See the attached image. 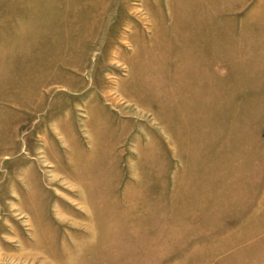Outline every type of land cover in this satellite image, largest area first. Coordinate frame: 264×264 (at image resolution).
I'll use <instances>...</instances> for the list:
<instances>
[{"label": "rangeland", "instance_id": "obj_1", "mask_svg": "<svg viewBox=\"0 0 264 264\" xmlns=\"http://www.w3.org/2000/svg\"><path fill=\"white\" fill-rule=\"evenodd\" d=\"M58 2L46 0L34 41L47 42L38 36L56 25L63 38L48 46H65L56 58L73 69L19 70L18 91L8 90L1 55V102H11L8 90L25 104L31 76L46 96L35 93L28 118L0 108V264H264L247 263L245 241L246 222L264 234V6L249 25L240 20L243 41L259 35L247 53L197 48L209 34L203 21L195 39L178 38L164 21L166 0H62L66 18ZM193 12L204 15L173 13ZM32 57L35 66L55 61ZM53 76L67 86L50 84ZM146 126L172 140L173 162L158 144L157 163H140ZM207 172L204 198L189 193L195 205L181 208L183 190H197Z\"/></svg>", "mask_w": 264, "mask_h": 264}, {"label": "crops", "instance_id": "obj_2", "mask_svg": "<svg viewBox=\"0 0 264 264\" xmlns=\"http://www.w3.org/2000/svg\"><path fill=\"white\" fill-rule=\"evenodd\" d=\"M25 1L26 2L24 3V2H20V0H0V67L3 65V63H2L3 57L1 58V55H3V56H5V61H10V63L6 62V64L9 65L8 69H6V70H9V74H8L9 77L6 78V80H7L6 87H9L8 90H10V87H15L14 90L18 91L17 86H18L19 70H29V71L46 70V71L52 72L53 75H55V73H58L60 76L61 75L60 72H62V71L66 72L67 70L73 69L72 67H67L66 65H62L61 59L59 60L58 58H56V56L60 55L61 53L66 54L65 46L61 47V45H59V47L53 46V48H51V46H48L51 38L58 39L60 37V31L58 32V34H56L57 33L56 32L57 31L56 25L54 26V30H51L49 27V30H47V29L44 30L45 33L43 32L40 36H38V38H40V37L46 38L47 42H45V43L41 42L40 43L39 40L37 42L34 41V38L36 37L35 33L37 31L36 30L37 24H38V28L40 27L39 16H43L44 14L46 15V12L43 11V8H46V5H45L46 0H42L40 2L37 1V4L35 3L36 0H25ZM51 1L54 2L55 0H47L48 4H50ZM58 1H59L58 2L59 3L58 4L59 18L61 16L66 18V11L65 12L63 11V14L60 12V9L62 6V4H61L62 0H58ZM65 1L66 0H63V3L66 5ZM166 1H167L166 4L164 3V5L163 4L161 5V7L164 8V9H161L162 13H164V15L168 14L167 17L165 16L164 21L168 22L169 24H173L171 26L172 28H170V29L173 32L176 31V33L178 34L177 35L178 38L186 36V37H188V39L189 38L195 39L196 35L194 33H191L190 31L193 30V26H195L194 28H196V22L197 21H203V24L209 30V34L202 38L203 41L200 45H197V48L201 47L203 49V47H205V48L209 49L212 47L215 50L220 51V49L222 50L223 48H229L230 46H234L235 50L247 51V53H250V52L252 53V51L254 49L257 50L258 40L256 37H258L259 35H257V34L250 35L249 36L250 37L249 42L243 41L244 31H243V29H241L242 28L241 22L243 24H245V22H247V24L249 25L248 22L251 20L250 18L253 19L254 16L259 13V10L258 9L255 10V7H258V6L263 7L264 6V0H166ZM48 6L49 5H47V7ZM165 6H168V8H169L168 13H166V7ZM183 7H186V8L192 7V8H197V9L202 8L204 15L202 17H199V16H196V12H193L192 15H186V14H179L178 15L177 14L175 16L173 13L175 11V8L178 9V8H183ZM56 11H57V9H56ZM49 13H51V11L48 12V14ZM242 19H244V20L242 21ZM240 20H241V22H240ZM41 22H43V19H41ZM178 22H179V24L177 25ZM255 23L256 22H254V24ZM228 24H231V25H228ZM247 24H246V26L248 27ZM156 30H158V26H156V29L154 31L156 32ZM250 30H252L251 27H250ZM46 31H47V34H50V36L48 38L46 37V35H47ZM157 33H156V37H157ZM144 35L146 36L147 34H144ZM227 37L231 38L232 40L226 39ZM246 37H248V36H246ZM61 38H63V37L61 36L60 39ZM146 38H147V36H146ZM46 39H43V40H46ZM193 41L199 42V41H195V40H193ZM46 48H47V51L45 50ZM211 51L213 52V50H211ZM36 52L40 53L41 56H45V53H48V54H50L51 57L52 56L54 57L55 61L54 62L49 61V64H47V63L44 64L45 61L42 59V57H39L40 63H38L39 65L35 66V62H33L32 56ZM21 55H25L26 59L22 58V61L20 62L19 59H20ZM170 56H171V54H170ZM24 61L27 62L26 64L28 66L26 65L27 67L20 68L19 65L23 64ZM65 61H66V58H65ZM174 61L177 64L179 59L174 57ZM239 62L241 64L242 59ZM72 63L74 64V63H76V61H74ZM65 64H66V62H65ZM185 64L188 65L189 61L185 62ZM44 65H47V66H44ZM173 66H175L174 63H173ZM76 67L77 66L75 64L74 69ZM67 68H71V69H67ZM240 69H243L242 66H240ZM53 72H55V73H53ZM64 74L65 73H63L62 75H64ZM29 78L32 79L30 82L32 84H30V85L25 84L26 89L23 90L24 92L28 93L27 94L28 97L26 99L27 101L25 102V104L23 103L24 101L22 102L23 98L20 99L19 97H17V94H16V97H13L11 94H8L9 93L8 90H5L3 94H5L7 99L10 96L9 98H10L11 102L10 103H8V102L3 103L0 101V108H2V109L5 108L7 110L10 109L12 112H14L16 119H18V115H22L25 118H28V117H31L34 115L33 107H34L35 103H32V102L34 100H36L35 93H39V94H41L40 96H43V97H44V95L46 96V94H45L46 91H44V88H42L45 86V84L41 83V82L35 84L34 78L32 76ZM59 78H61V77L56 76L54 78V76H53V78H51L52 81L50 84L55 83V85H58V87L67 86L66 81L65 82L62 81L64 83H61L58 80ZM2 83L3 82L0 81V86H4ZM21 86H24V85H21ZM47 86H49V85H47ZM30 96H31V99H29ZM48 101H49L48 97H46L45 99L43 98V100H42L44 105H45V103H48ZM226 102H228V100L221 102V104H224ZM205 113L206 112H203L202 114H205ZM205 115H207V114H205ZM208 119H210V118L208 117ZM135 128H137V127L136 126L133 127L132 129H130V131L131 132H132V130L134 131ZM146 128H147L146 132L148 131V133H147L148 143L146 145H142L143 150L141 149V151H139L140 163H142L143 166H147L153 162L157 163V161H158V144L160 145V147H162L161 151L167 156V158L169 160H171V157H173V154L171 155L172 152L169 149L170 147H169L167 141L168 140L172 141V140L171 139H165V140L161 139V137H159V135H158V128L157 127L152 128V126L151 127L146 126ZM194 130H195V128H194ZM1 134H2V130L0 129V135ZM129 136H130V134L126 135L125 138L127 139ZM126 139H124V141ZM140 142H141V144H143L145 142L144 138H141ZM171 162H173V160H171ZM203 176L201 178L202 186L198 187L197 190H190L188 187L183 190V196L180 197L179 204L182 205L181 208H183V206L185 205L186 211H188L189 208L192 209V207L195 205V204H189L188 203L189 200L191 199L190 196H187L189 193L190 194L196 193V196H194V198H192L195 200L196 198H198V199H202V197L204 198V194L207 192L206 188L208 186L205 184L211 183V181L209 180L211 174L209 172H207ZM205 176H206V178H208V180L205 179ZM186 182H188V181H186ZM209 187H210V185H209ZM211 187H213V186H211ZM258 189H259L260 195L257 198H259L263 194L261 192L262 191L264 192V186H261V188H258ZM168 193L170 194L171 191H169ZM174 195H175V193H174ZM173 198H174V196L171 198L170 204H172L174 206H171V207H174V208L180 207L181 205L176 206V204L178 202L175 198L174 199ZM191 205H193V206H191ZM252 208L253 207L250 205L246 208L245 211H246L247 215L250 214L251 212H253ZM178 211L179 212L176 213V218H178L177 223L180 222V220H179L180 219V216H179L180 210H178ZM157 214L158 213H156V215ZM177 216H179V217H177ZM234 220L235 219H233V221ZM242 220H243V218H239V219H236V221H234V222H236L239 225H242L243 224ZM251 221H253V220H251ZM246 223H248V224H245L246 228L248 227L247 230H249V232H250V234L248 235V238H245V241H247V245H248V246H246V248L251 250V253L248 255V258L246 260H247V263L258 262L257 259H259V257H261V256H264V253L259 254V252L262 251V248H264V234L260 235L258 233H254L255 228L253 227V225H256V223H249V222H246ZM180 258L181 257L178 256L177 258L172 260V262H175ZM230 262H231V264H235L237 262V260L234 259ZM238 262H241V261H238Z\"/></svg>", "mask_w": 264, "mask_h": 264}]
</instances>
